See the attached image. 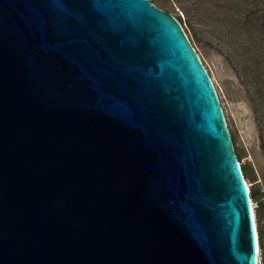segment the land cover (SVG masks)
<instances>
[{"label": "water", "instance_id": "water-1", "mask_svg": "<svg viewBox=\"0 0 264 264\" xmlns=\"http://www.w3.org/2000/svg\"><path fill=\"white\" fill-rule=\"evenodd\" d=\"M250 194L170 13L0 0V264H258Z\"/></svg>", "mask_w": 264, "mask_h": 264}, {"label": "rangeland", "instance_id": "rangeland-1", "mask_svg": "<svg viewBox=\"0 0 264 264\" xmlns=\"http://www.w3.org/2000/svg\"><path fill=\"white\" fill-rule=\"evenodd\" d=\"M182 25L215 86L264 229V0H150ZM259 239L258 263L264 264Z\"/></svg>", "mask_w": 264, "mask_h": 264}, {"label": "trees", "instance_id": "trees-1", "mask_svg": "<svg viewBox=\"0 0 264 264\" xmlns=\"http://www.w3.org/2000/svg\"><path fill=\"white\" fill-rule=\"evenodd\" d=\"M250 195H251V198L254 197V193L253 194L251 193ZM259 235H260L259 239L261 240V246H263L262 242H263V239H264V229L262 227H259Z\"/></svg>", "mask_w": 264, "mask_h": 264}, {"label": "bare ground", "instance_id": "bare-ground-1", "mask_svg": "<svg viewBox=\"0 0 264 264\" xmlns=\"http://www.w3.org/2000/svg\"><path fill=\"white\" fill-rule=\"evenodd\" d=\"M248 186V184H247ZM249 188V186H248ZM252 208H253V219H254V224H255V229H256V236H257V226H256V220H255V214H254V207H253V203H252ZM257 250H258V257H259V242H258V236H257ZM259 264V263H258Z\"/></svg>", "mask_w": 264, "mask_h": 264}]
</instances>
